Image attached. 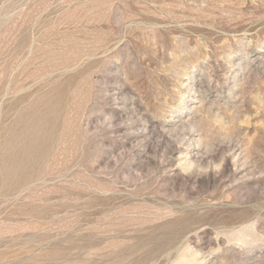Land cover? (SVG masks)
I'll return each instance as SVG.
<instances>
[{"label":"rangeland","instance_id":"374dc122","mask_svg":"<svg viewBox=\"0 0 264 264\" xmlns=\"http://www.w3.org/2000/svg\"><path fill=\"white\" fill-rule=\"evenodd\" d=\"M0 264H264V0H0Z\"/></svg>","mask_w":264,"mask_h":264}]
</instances>
